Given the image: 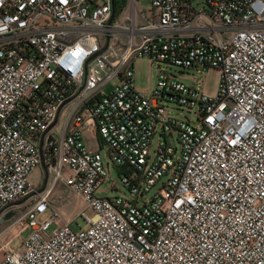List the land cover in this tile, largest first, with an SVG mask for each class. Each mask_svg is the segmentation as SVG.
Instances as JSON below:
<instances>
[{"label":"built area","instance_id":"1","mask_svg":"<svg viewBox=\"0 0 264 264\" xmlns=\"http://www.w3.org/2000/svg\"><path fill=\"white\" fill-rule=\"evenodd\" d=\"M141 56L219 69L217 96L163 69L144 95ZM171 103L196 119L176 118ZM101 146L127 194H97ZM59 180L83 200L84 225L50 202ZM7 220L28 233L2 246L0 264H264V0H150L145 11L127 0L117 15L113 0H0Z\"/></svg>","mask_w":264,"mask_h":264},{"label":"rangeland","instance_id":"2","mask_svg":"<svg viewBox=\"0 0 264 264\" xmlns=\"http://www.w3.org/2000/svg\"><path fill=\"white\" fill-rule=\"evenodd\" d=\"M127 1V0H126ZM150 4V0H135V5L137 10L145 11L147 10ZM126 5V4H125ZM127 14H130L128 11ZM164 63H156L148 60L147 57H135L133 59V80L135 88L143 93L144 95H149L150 91L155 87L157 82L158 73L162 69L170 74L175 79L183 82L187 86L192 88H197L200 94L205 95L209 98H215L218 94L219 83H220V71L217 68L209 67L204 69L199 68H182L174 65H166ZM172 108V114L182 120L194 121L196 119V110L194 108H186L179 106L177 104H169ZM87 133H84L85 140L90 148L99 147V143L94 142L93 139L88 138ZM157 142V137L155 136L152 141L151 149H154ZM173 145L176 146L177 151L174 154L176 158L179 156L180 145L176 138L173 139ZM100 155L102 161L106 164L108 162V169L105 181L97 189V194L101 196L112 197L119 194L125 193L127 191L122 185L119 176L120 172L118 168L113 165L109 160L105 147H100ZM63 171H66L63 169ZM45 170L42 165L37 166L29 175V181L35 186H41L44 179ZM111 184L115 185V188L110 190ZM50 202L53 204H58V212L63 220L70 219V225L72 228H77L79 225H84L85 221L83 218L78 215L80 210L84 207V202L80 197H77L73 192H71L63 181H57L51 195ZM91 214L90 211H88ZM18 214V211H15V215ZM12 220L3 221L0 223V231H3L0 234V259L3 257V248L2 246H9L10 248H15L19 245L20 239L22 236H25L28 233V230L20 232V227L17 225H11ZM79 224V225H78ZM7 226V228H6ZM54 224H51L50 227L46 230L47 233H51L54 228ZM19 233V234H18Z\"/></svg>","mask_w":264,"mask_h":264},{"label":"trees","instance_id":"3","mask_svg":"<svg viewBox=\"0 0 264 264\" xmlns=\"http://www.w3.org/2000/svg\"><path fill=\"white\" fill-rule=\"evenodd\" d=\"M126 4V0H113L114 15H117Z\"/></svg>","mask_w":264,"mask_h":264},{"label":"water","instance_id":"4","mask_svg":"<svg viewBox=\"0 0 264 264\" xmlns=\"http://www.w3.org/2000/svg\"><path fill=\"white\" fill-rule=\"evenodd\" d=\"M10 215H11V213H8V214L6 215V218H8Z\"/></svg>","mask_w":264,"mask_h":264},{"label":"crops","instance_id":"5","mask_svg":"<svg viewBox=\"0 0 264 264\" xmlns=\"http://www.w3.org/2000/svg\"><path fill=\"white\" fill-rule=\"evenodd\" d=\"M68 220H70V219H67L66 221H68ZM65 221V220H64Z\"/></svg>","mask_w":264,"mask_h":264}]
</instances>
